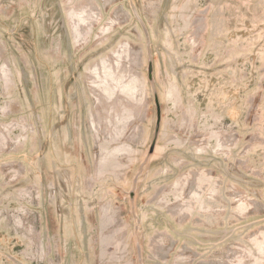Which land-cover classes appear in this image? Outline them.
<instances>
[{
    "label": "rangeland",
    "instance_id": "obj_1",
    "mask_svg": "<svg viewBox=\"0 0 264 264\" xmlns=\"http://www.w3.org/2000/svg\"><path fill=\"white\" fill-rule=\"evenodd\" d=\"M0 264H264V0H0Z\"/></svg>",
    "mask_w": 264,
    "mask_h": 264
},
{
    "label": "water",
    "instance_id": "obj_2",
    "mask_svg": "<svg viewBox=\"0 0 264 264\" xmlns=\"http://www.w3.org/2000/svg\"><path fill=\"white\" fill-rule=\"evenodd\" d=\"M155 105H156V110H157V119L159 120L160 111H159L158 100L156 96H155ZM156 127L158 128V125ZM157 128H156V131H157Z\"/></svg>",
    "mask_w": 264,
    "mask_h": 264
},
{
    "label": "bare ground",
    "instance_id": "obj_3",
    "mask_svg": "<svg viewBox=\"0 0 264 264\" xmlns=\"http://www.w3.org/2000/svg\"><path fill=\"white\" fill-rule=\"evenodd\" d=\"M154 93H155V96L157 97V94H156V92L154 91Z\"/></svg>",
    "mask_w": 264,
    "mask_h": 264
}]
</instances>
